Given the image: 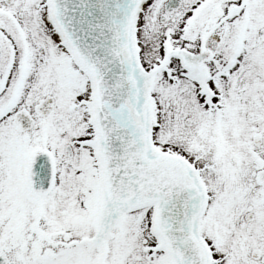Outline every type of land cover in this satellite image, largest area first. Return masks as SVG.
<instances>
[{
	"label": "snow or ice",
	"instance_id": "1",
	"mask_svg": "<svg viewBox=\"0 0 264 264\" xmlns=\"http://www.w3.org/2000/svg\"><path fill=\"white\" fill-rule=\"evenodd\" d=\"M0 264H264V0H0Z\"/></svg>",
	"mask_w": 264,
	"mask_h": 264
}]
</instances>
